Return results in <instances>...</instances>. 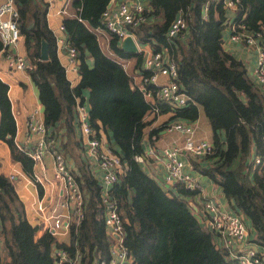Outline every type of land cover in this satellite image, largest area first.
<instances>
[{
  "label": "trees",
  "instance_id": "obj_1",
  "mask_svg": "<svg viewBox=\"0 0 264 264\" xmlns=\"http://www.w3.org/2000/svg\"><path fill=\"white\" fill-rule=\"evenodd\" d=\"M109 1L78 0L74 3L77 14L63 19L67 41L77 51L79 82L71 88L57 59L55 38L47 27V3L15 0L17 25L31 63L27 72L43 107L44 124L52 137L57 139L60 132L61 138L64 135L60 148L69 151L77 146L72 123L75 97L87 90L91 126L111 136L110 150L123 164L109 196L124 220L123 244L132 257L131 264H238L226 248L216 244L215 233L195 217L190 202L197 192L179 182L166 189L144 171L143 164L133 160L144 153L143 132L148 124L144 120L152 106L158 107L157 114L171 112V119L189 123L197 119L200 106L212 132L213 152L190 159L192 168L221 187L232 208L243 215L247 230L251 226L253 241L264 249V164L255 166L252 161L263 153L264 96L242 62L222 48L227 19L222 2L150 0L146 21L132 32L140 43L154 45L153 51L165 50L175 63V81L188 100L185 106L173 108L146 102L137 86L131 88V80L119 63L101 50L96 30L103 29L100 16ZM236 10L234 21L251 30L264 28V0H238ZM177 15L183 17L186 28L168 37V25ZM42 41L47 44L46 60H40ZM109 49L117 57H130L117 47L113 35ZM87 57L92 58V66ZM7 88L0 81V140L7 144L11 159L31 177L33 161L14 143L16 126ZM147 89L156 90L153 86ZM163 129L165 123L152 129L149 137ZM75 179L83 193V219L78 225L71 224L66 244L47 231L35 238L37 227L26 219L14 182L0 172V264H55V247L70 256L79 251V264L108 260L110 242L105 233L100 183L84 164Z\"/></svg>",
  "mask_w": 264,
  "mask_h": 264
},
{
  "label": "built area",
  "instance_id": "obj_2",
  "mask_svg": "<svg viewBox=\"0 0 264 264\" xmlns=\"http://www.w3.org/2000/svg\"><path fill=\"white\" fill-rule=\"evenodd\" d=\"M208 2V1H207ZM224 9H237L238 0H222ZM206 9V5H205ZM147 9L141 1L124 0L115 6H110L101 14L102 27L111 35L121 40L126 36H132L133 30L146 21ZM18 11L15 0H2L0 4V41L2 49L6 53L7 65L13 70H25L28 68L25 57L18 53H11L10 48L15 49L21 35L17 25ZM229 41L242 43L254 50L255 61L252 68L253 81L264 90V28L257 30L247 29L242 23L232 21L229 23ZM60 30H64L61 25ZM186 28L182 16L177 15L168 25L167 36L174 37ZM55 42L66 52L69 63L76 68L77 51L70 46L68 41L55 38ZM123 65V64H122ZM124 66V65H123ZM144 70L139 84H135L143 95L153 97L156 102L181 108L187 104L186 95L180 90L175 81L177 77L176 65L173 63L165 50L151 51L143 59ZM159 77H165L163 83H158ZM153 86L154 93L147 89ZM81 96V95H80ZM80 96L75 97L74 127L83 144L84 157L97 164L101 171L99 180L101 186V201L105 208V233L110 242L108 260H101L94 264H131L132 257L123 244L124 220L118 210L116 202L109 196V190L118 182L119 174L124 170L120 157L114 154L109 145L100 138L98 131L91 126L89 121V109L80 102ZM153 105V104H152ZM151 111L158 113V107L152 106ZM13 116V115H12ZM14 119V118H13ZM15 122V121H14ZM25 126L28 135H34L32 147L27 148L14 140L16 147L24 152L33 161V166L42 165L43 158L48 155L52 160L53 178L52 186L60 188V197L54 203H46L43 197L34 200V209L41 220L43 232H49L55 237L68 234L72 223L78 225L83 219V193L77 183L73 172L68 167L64 154L57 143L58 139L52 137L39 117L38 111L34 110L26 119ZM165 130L182 135V143L175 142L160 150V156L153 148L144 150L143 155H136L133 160L144 164L147 158L163 160L164 171L161 181L164 188L173 189L175 183H182L185 188L201 192L200 183L194 176L185 170V157L191 159L204 158L212 154V143L206 139L195 136V128L192 123L175 120L165 123ZM16 131V129H15ZM31 136H27V140ZM263 153L255 155L254 165L264 164V137L262 139ZM16 174H9L8 178L13 182ZM30 184H39L43 187L46 180L32 175L26 176ZM49 183V182H47ZM202 223L206 228L217 234L222 246L229 252L238 264H264V249L253 247L248 241V230L245 219L241 213L235 210H227L218 202L203 198ZM65 211L62 213L61 211ZM1 249V247H0ZM55 264H79L82 255L76 251L70 256L65 250L55 247L52 251Z\"/></svg>",
  "mask_w": 264,
  "mask_h": 264
},
{
  "label": "crops",
  "instance_id": "obj_3",
  "mask_svg": "<svg viewBox=\"0 0 264 264\" xmlns=\"http://www.w3.org/2000/svg\"><path fill=\"white\" fill-rule=\"evenodd\" d=\"M76 1L78 0H44V2L47 3V12H46L47 27L52 32L54 38L58 37L67 41V36L65 31L60 30L59 27L63 25L62 22L66 16L71 17L77 14V9L76 7H74V3ZM121 1L124 0H110L109 2L111 3V6H115L117 3ZM139 1H141L144 4L147 10L150 8V0H139ZM1 3L2 0H0V4ZM224 10H225L224 12L225 18L227 19L225 21V27L223 28L222 31V43H221L222 48L225 52L231 54L234 58L242 62V64L245 67L247 76L251 79V81L254 83V85L257 87L260 93H262L264 96V90L261 87H259L253 81L252 78V68L255 61L254 50L243 45L242 43H233L229 41L230 29L228 26L229 23L234 18L237 10L235 9L232 10L224 9ZM96 34L100 48L103 46V44L99 39H107L108 42L106 43V46H108L109 49V40L111 34H109L104 28L96 30ZM132 38L137 44V54L134 55L129 54L130 57L126 59L117 57V55L115 56V54L110 49L109 50L111 54H107L101 48V50L105 54H107L109 57L113 58L117 63H119L121 68L128 74L131 80V84H130L131 88L135 84L137 83L139 84L143 72H146V74L148 73L147 71L144 70L143 59L147 55V53L154 50L153 49L154 45L150 43L149 44L140 43L135 37V35ZM121 40L117 39V47H119L118 44ZM55 45H56L57 59L65 69V76L69 81L71 88H75L79 82V75L77 73L78 62H76V68H74L73 67L74 65L68 62L65 50L63 48H60L56 42ZM9 50L11 53H18L24 56L28 68L30 67L31 63L29 59L26 57L22 37L20 38V41L15 47V49L10 48ZM6 53L8 52H5L3 50L0 51V81L6 84L8 87L7 97L10 102L11 113L13 115L16 126L14 140L17 143L21 144L22 146L30 148L32 147L33 144L34 135H28L25 126V121L34 110L38 111L39 117L43 120V107L38 99V93L36 87L32 82L27 72V69L21 71L10 69L7 65ZM138 55H139V60H137ZM86 62L89 66H92L93 64L91 57H87ZM165 80H166L165 77H159L158 83L161 84L165 82ZM80 95H81L79 98L80 102L83 103L89 109V99H88L87 90H83ZM145 100L150 104H154L155 102L153 97L146 96ZM170 117H171V112H166V113H162V116L161 114L157 115L154 121L151 120L152 122L147 121V119L145 118L144 121L148 122V124L144 129L143 140H142V146L145 151L149 148H153L157 152L158 156H160L161 149L169 146L174 142L177 145H180L182 143V139H183L182 135L176 132H169L164 129L156 132V134H153L152 136L149 137L150 131L152 129L161 126L164 123L175 121V119H171ZM74 119H75V115H74ZM183 120L189 122L185 119ZM72 123H73V133H74L73 135L75 140L78 141V145L77 146L75 145L76 147L71 146L69 151H65L63 150V148H60L62 149L66 163L70 168V170L73 172L74 176L75 174H77L79 166L81 164H84L86 167H88L91 170L94 177L96 176L98 177L99 175H101V171L98 168L97 164L91 162L90 160H87L84 157L83 144L80 140V137L78 136L77 130L74 127V120L72 121ZM192 124L194 127L197 126L198 128V131L195 130V136L197 138L206 139L211 142L212 132L208 124V121L204 115L203 109L200 106H198L197 119ZM97 131L100 138L104 141L106 145H109V149H110V144H112L111 136H109L101 128ZM59 135H61V132L57 135L58 144L64 140L63 138L64 135L62 138ZM27 136H31L29 140H27ZM160 139L162 140V144L160 147H157L156 142L157 140ZM111 146H113V144ZM159 158L160 159H158V157L147 158V160L143 164L144 165L143 168L148 175L155 178V180L160 184L159 180L163 174L164 166H163V160L161 159V157ZM190 159L191 158L187 156L185 157V161H186L185 170L191 173L194 176V178L200 183L201 186L200 194L199 195L195 194V196L191 199L190 202L195 217L202 223L203 217L201 216L202 215L201 199L203 198L216 201L223 208L227 210H234L232 208V201H229L227 198H225L221 187L212 180H210L208 177L203 176L198 172H196L195 170H193L192 165L190 163ZM0 172L7 177L11 173L16 174L13 181L15 186V191L24 205L26 219L31 225L37 227L35 238H38L40 235H42L43 231L39 229L41 226V220L37 215L33 205L35 198L38 195L39 197H43L46 203H48L49 201L54 203L60 197V188L57 185L52 186L53 169H52V160L50 156L46 155L43 158L42 165H37L33 167V175L39 177L41 180L43 179L46 180L43 184V187L36 183L35 185H33L28 182L26 178L27 175L23 172L21 165L18 162H14L11 159L10 150L7 144L0 140ZM61 212L64 213L65 211L62 210ZM203 226L205 227V225ZM248 232H249L248 234L249 243L255 248L262 249L253 241L254 238L253 231L251 229V226L249 225H248ZM214 235H215L214 240L216 244H218V246L221 247L222 243L220 237L217 234ZM68 237H69L68 234L58 236L57 241L59 243L67 244L69 239Z\"/></svg>",
  "mask_w": 264,
  "mask_h": 264
},
{
  "label": "water",
  "instance_id": "obj_4",
  "mask_svg": "<svg viewBox=\"0 0 264 264\" xmlns=\"http://www.w3.org/2000/svg\"><path fill=\"white\" fill-rule=\"evenodd\" d=\"M111 6V3L109 2L107 8ZM119 48L124 51L127 54H137V44L133 40L131 36H126L123 38L119 44ZM47 44L45 41L41 42L40 46V60H46L48 58V53H47Z\"/></svg>",
  "mask_w": 264,
  "mask_h": 264
},
{
  "label": "rangeland",
  "instance_id": "obj_5",
  "mask_svg": "<svg viewBox=\"0 0 264 264\" xmlns=\"http://www.w3.org/2000/svg\"><path fill=\"white\" fill-rule=\"evenodd\" d=\"M101 42H102V44H103V46L101 47L104 51H105V53H107V54H111V52H110V50L108 49V46H106V43L108 42L107 41V39H99ZM115 57V56H114ZM116 58V57H115ZM129 71H130V69H129ZM161 114V116H162V113H159V114H154V113H152V112H150L148 115H146V119H147V121H151V120H155V117L157 116V115H160ZM196 127V128H195ZM194 128H195V130L196 131H198V128H197V126H195ZM161 144H162V140L160 139V140H157V142H156V146L157 147H160L161 146ZM100 177H101V175H99L98 177L96 176L95 178L99 181L100 180ZM159 182H160V184L161 185H163L164 186V184L162 183V181H161V178H160V180H159Z\"/></svg>",
  "mask_w": 264,
  "mask_h": 264
}]
</instances>
